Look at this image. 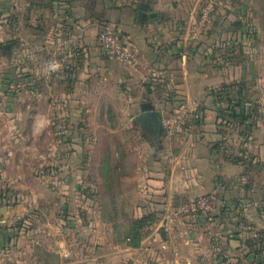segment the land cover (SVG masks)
<instances>
[{
  "label": "crops",
  "instance_id": "1",
  "mask_svg": "<svg viewBox=\"0 0 264 264\" xmlns=\"http://www.w3.org/2000/svg\"><path fill=\"white\" fill-rule=\"evenodd\" d=\"M29 1L31 12L42 10L53 17L44 19L47 28L42 36L28 33L30 45L25 49L20 50L22 38L16 39L15 59L26 54L24 65L29 72L41 68L42 83L50 93L54 90L48 97L55 110L53 118L90 120L101 100L100 104L122 105L124 113L134 110L131 118L140 121L141 104L151 102L161 114L159 129L152 122L148 126L140 122L152 134L146 140L160 160L154 163H165L155 166L151 182L156 192H167V202L177 195L215 193L223 198L231 192L227 183L231 185L234 179L236 184L245 165L264 167V0H217L194 44L189 42L188 25L204 0H101L104 22H98L97 13L79 1ZM4 5L0 0V12ZM11 6L19 9L17 2ZM59 8L62 13L55 16ZM177 8L186 13L177 14ZM151 11L157 15L149 17ZM104 25L118 27L135 53L133 65L104 53L97 43ZM40 36L41 43H37ZM52 62L57 70L49 67ZM222 88L229 90L233 107L220 97ZM183 110H189L190 117L167 136L163 116ZM27 116L35 118L32 112ZM40 118L52 117L43 114ZM165 137L170 138L169 144L162 143ZM176 220L161 241L151 245L118 242L99 227H86L91 242L99 246L79 247L73 256L61 241L57 246L50 242L42 245L39 256V249L31 244L22 249L34 252L24 255H4L0 250V264H264L253 253L245 254L249 249L244 243L224 236L218 242L203 241L206 231L199 238L198 230L189 227L184 232L182 222ZM104 230L111 234L117 229L109 225ZM88 248L91 252L85 253ZM47 253H54L55 259Z\"/></svg>",
  "mask_w": 264,
  "mask_h": 264
},
{
  "label": "rangeland",
  "instance_id": "2",
  "mask_svg": "<svg viewBox=\"0 0 264 264\" xmlns=\"http://www.w3.org/2000/svg\"><path fill=\"white\" fill-rule=\"evenodd\" d=\"M28 1L4 0L0 12V250L4 255L29 254L34 249L22 248L33 244L41 256L43 244L57 246L61 241L68 255L74 256L80 248L100 245L91 242L88 227H99L118 242L131 241L136 231L140 243L151 245L161 241L177 218L184 232L194 228L200 238L206 231L203 241L236 239L248 246L246 255L251 252L264 259V167L245 165L236 184L234 179L227 183L230 195L204 194L216 199L212 208L195 213L179 210L199 196L177 195L167 202V192H156L151 182L155 166L165 163H154L160 160L146 140L152 134L131 118L134 110L124 113L122 105L100 104V100L90 120L53 118L48 97L54 90L50 93L42 83L41 68L29 72L26 54L15 59L16 39L22 38L19 47L25 49L30 45L28 33L43 34L44 19L53 17L42 10L31 12ZM16 2L17 10L11 6ZM59 10L55 16L63 8ZM28 112L35 118H29ZM43 114L52 118L43 120ZM170 142L165 137L162 143ZM109 225L117 230L107 234L104 229Z\"/></svg>",
  "mask_w": 264,
  "mask_h": 264
},
{
  "label": "built area",
  "instance_id": "3",
  "mask_svg": "<svg viewBox=\"0 0 264 264\" xmlns=\"http://www.w3.org/2000/svg\"><path fill=\"white\" fill-rule=\"evenodd\" d=\"M216 4L217 0H204L198 11L193 15L188 25L190 44L197 43L200 40L206 25L211 19V15L215 11ZM97 43L104 53L125 64L133 65L136 62L134 51L126 45L122 33L115 26L104 25L97 34ZM190 114L189 110H183L182 113H166L162 118V125L166 135L169 136L173 132L180 130L186 118L190 117ZM215 201L216 199L211 195H202L185 202L179 210L186 213H195L212 208Z\"/></svg>",
  "mask_w": 264,
  "mask_h": 264
},
{
  "label": "trees",
  "instance_id": "4",
  "mask_svg": "<svg viewBox=\"0 0 264 264\" xmlns=\"http://www.w3.org/2000/svg\"><path fill=\"white\" fill-rule=\"evenodd\" d=\"M75 1H79L81 3V5L86 8V10L97 13L96 16H97L98 22H104L102 15H103L105 10L103 8H101V6H100L101 0H75ZM185 10L186 9L177 8L176 12H177V14H182V13H186ZM116 28H118V27H116ZM222 90L224 91V93H221L220 97L221 98L223 97V99H225L227 101V103L229 104V107H233V101L230 99L229 96H227V93L229 92V90L226 88H222ZM218 95H220V94H218ZM134 232L136 233V236L134 234V237H132L131 241H129L128 243H130L132 245H138L140 242H139V239L137 236V232L136 231H134ZM53 254L54 253H47V255L50 256L52 260L55 259Z\"/></svg>",
  "mask_w": 264,
  "mask_h": 264
},
{
  "label": "water",
  "instance_id": "5",
  "mask_svg": "<svg viewBox=\"0 0 264 264\" xmlns=\"http://www.w3.org/2000/svg\"><path fill=\"white\" fill-rule=\"evenodd\" d=\"M157 12L151 11L148 13L149 17L156 16ZM9 48V45H6ZM143 113L138 116L140 121L145 125H149L150 122L153 123L155 130H158L161 125V114L158 110L154 109V105L151 102H144L141 104Z\"/></svg>",
  "mask_w": 264,
  "mask_h": 264
},
{
  "label": "clouds",
  "instance_id": "6",
  "mask_svg": "<svg viewBox=\"0 0 264 264\" xmlns=\"http://www.w3.org/2000/svg\"><path fill=\"white\" fill-rule=\"evenodd\" d=\"M52 70H57L58 69V65H56L54 62L52 64H50L49 66Z\"/></svg>",
  "mask_w": 264,
  "mask_h": 264
},
{
  "label": "flooded vegetation",
  "instance_id": "7",
  "mask_svg": "<svg viewBox=\"0 0 264 264\" xmlns=\"http://www.w3.org/2000/svg\"><path fill=\"white\" fill-rule=\"evenodd\" d=\"M9 44H10V43H9ZM9 44H8V45H9ZM6 45H7V44H6ZM6 45H3V46L6 47Z\"/></svg>",
  "mask_w": 264,
  "mask_h": 264
}]
</instances>
